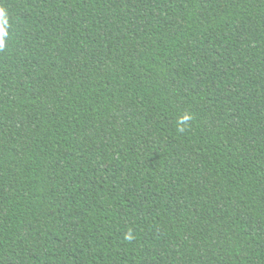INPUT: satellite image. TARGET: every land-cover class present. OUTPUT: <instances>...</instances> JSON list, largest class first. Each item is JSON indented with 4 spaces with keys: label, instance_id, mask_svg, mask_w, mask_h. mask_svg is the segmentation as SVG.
Listing matches in <instances>:
<instances>
[{
    "label": "trees",
    "instance_id": "obj_1",
    "mask_svg": "<svg viewBox=\"0 0 264 264\" xmlns=\"http://www.w3.org/2000/svg\"><path fill=\"white\" fill-rule=\"evenodd\" d=\"M0 10V264H264V0Z\"/></svg>",
    "mask_w": 264,
    "mask_h": 264
},
{
    "label": "clouds",
    "instance_id": "obj_2",
    "mask_svg": "<svg viewBox=\"0 0 264 264\" xmlns=\"http://www.w3.org/2000/svg\"><path fill=\"white\" fill-rule=\"evenodd\" d=\"M0 14H2V10H0ZM2 46H3V42L0 41V47H2Z\"/></svg>",
    "mask_w": 264,
    "mask_h": 264
}]
</instances>
